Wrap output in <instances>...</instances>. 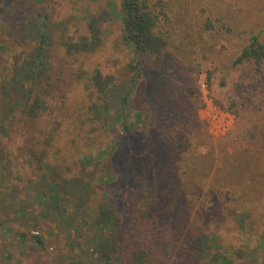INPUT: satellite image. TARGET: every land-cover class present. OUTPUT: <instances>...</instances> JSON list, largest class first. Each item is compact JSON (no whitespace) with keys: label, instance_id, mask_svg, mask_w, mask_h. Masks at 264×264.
I'll list each match as a JSON object with an SVG mask.
<instances>
[{"label":"rangeland","instance_id":"1","mask_svg":"<svg viewBox=\"0 0 264 264\" xmlns=\"http://www.w3.org/2000/svg\"><path fill=\"white\" fill-rule=\"evenodd\" d=\"M155 1L166 5L168 51L180 63L148 62L128 110L113 106L104 115L106 102L90 77L98 70L120 84L133 75L121 20L112 17L105 24L103 45L94 53L68 56L62 42L88 35L89 19L105 9L117 10L121 0H0V92L17 58L29 51L23 20L48 15L56 106L29 130L0 115V264H104L93 240L100 231L90 222L107 200L131 202L127 192L134 186L129 180L105 183L115 173L113 141L123 150L130 141L139 144L143 164L152 168L148 186L156 191L167 185L168 164L178 175L195 167L203 174L190 173L184 180L196 183L187 186L190 192L194 186L202 189L186 196L193 205L188 228L216 239L206 264L217 257L219 264H264V65L261 72L250 62L235 65L253 36L264 43V0ZM4 107L1 103L0 114ZM125 123L132 130L128 141L122 134ZM27 132L36 143L55 136L50 146L36 147L47 153L33 168L25 162ZM71 178L93 188L88 196L91 228L85 224L80 233L68 232L42 217L37 224L34 216L42 207L33 202L35 195ZM15 185L19 191L12 195ZM66 206L73 215L75 207ZM21 234L26 235L23 244ZM35 235L45 247L22 255Z\"/></svg>","mask_w":264,"mask_h":264},{"label":"trees","instance_id":"2","mask_svg":"<svg viewBox=\"0 0 264 264\" xmlns=\"http://www.w3.org/2000/svg\"><path fill=\"white\" fill-rule=\"evenodd\" d=\"M165 8L163 1L121 0L117 10L105 9L89 19L88 35L81 36L78 41L69 39L62 42L68 56L94 53L103 45L105 24L112 17L121 20L123 44L129 48L133 56L129 64L133 75L120 84L116 83L117 79L114 76H104L98 70L90 77L94 91L106 102L101 108L104 115L113 106L122 113L128 110L131 99L144 77V68L148 62L160 66L169 65L173 61L179 65L180 62L174 61L175 58L168 51L172 43L166 29L165 21L168 15L164 11ZM50 28L51 21L48 15L39 14L23 20V40L29 51L21 58H17L11 78L2 85L0 92V108L1 103L5 105L4 113L0 114L3 115L2 120L10 121L9 118H14L15 123L19 121L26 125L28 130L35 120L56 108L53 67L49 55L52 39ZM246 62L252 63L255 70L261 72L264 65V43L260 42L258 36L251 38L249 45L236 59L235 65ZM121 117L126 116H118L117 119L121 120ZM123 127L122 134L128 141L132 133L131 127L126 123ZM25 137L29 155L25 162L32 168L33 163L42 165V158L47 150L39 151L36 147L42 144L50 146L55 136L53 133L50 134L43 143L34 142L36 138L35 136L31 138L29 132ZM134 137L136 135L133 133L135 140ZM131 144L130 141L129 148L123 150L116 141H113L110 154L112 159L116 160L115 173L105 182L109 186H114L119 180L132 181L134 186L127 192L129 196H133L131 202L129 200L127 205H118L112 199H105L107 202L100 204L98 214L90 222L100 231L93 237L99 259L104 264H206L212 242L216 239L196 233L190 225L188 228L193 205L186 196L194 193L195 189L200 188L199 191L202 189L194 186L190 192L187 186L191 187L190 183L193 185L196 183L184 180L190 173L194 174V177L197 173L203 174L195 167L178 175L168 164L165 168L167 185L164 190L162 188L161 191H156L148 186L149 181L146 178L152 168L143 164L141 156L144 155L137 147L139 144ZM13 150L17 151L15 148ZM9 156L13 157L12 154ZM16 159L15 156L13 160ZM44 170L46 171L42 173V177L45 181L49 170L46 168ZM29 182L32 187H38L31 180ZM52 185L49 193L40 190L33 198L36 199L33 202L42 207L39 208L40 214L34 216L35 222L39 224V217L48 218L55 224L58 221L60 229L67 228L68 232L80 233L83 230L82 226L85 224L88 226L94 217L93 214L90 215L91 208L88 205V196L93 188L78 178L65 179L59 184ZM143 186L148 187L147 190ZM11 190L13 195L19 188L15 185ZM168 201L170 203L166 204ZM66 205L75 207L73 215L69 214ZM25 238V234L20 235L21 244L25 243ZM32 238L33 246L30 250L23 251L22 255H28L40 248L43 250L45 247L41 237L35 235ZM211 264H219V258H215Z\"/></svg>","mask_w":264,"mask_h":264}]
</instances>
